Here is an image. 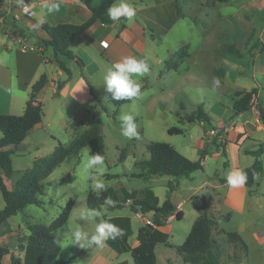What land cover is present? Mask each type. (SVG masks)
<instances>
[{"label": "rangeland", "instance_id": "rangeland-1", "mask_svg": "<svg viewBox=\"0 0 264 264\" xmlns=\"http://www.w3.org/2000/svg\"><path fill=\"white\" fill-rule=\"evenodd\" d=\"M248 1L215 0L216 4L206 11L209 13L206 17L207 23L201 21L196 26L190 19H185L170 33L161 35L158 41L160 47L146 59L148 72L143 76L134 77L141 86L139 96L122 104V107L119 106L117 113H115L117 106L104 94L103 76L109 69L106 65L91 64L94 71L90 82L99 98L96 117L103 121L104 163L102 166L85 169L84 162L87 156L93 154L92 151H88L90 147L86 146L79 155L69 156L58 166L47 178L48 184L44 193L38 194L43 204H28L10 218L9 221L16 233H10L4 239L3 245L9 248L11 254L20 252L17 250V235L29 234L27 222L49 225L72 198L74 203L67 223L53 232L61 246L58 257L62 260L72 258L70 264H118L126 258L129 264H134L130 251L115 254V250L107 241L103 247L89 246L86 241L77 244L74 236L76 231L91 235L95 232L97 223L108 221L110 217H112L108 221L110 223L120 218L113 216L131 217L134 233L129 242L136 244L137 232L143 223L142 218L135 214L130 204L114 206L120 201L111 199L110 195L108 199L113 201V204L105 203L99 208H89L87 205L89 190L100 195L102 190H97L95 183L101 181L105 184V189L107 186L116 188L123 186L130 190L144 186L145 179L132 174L140 171L135 158H148L150 154L147 144L152 141L169 143L183 155L196 160L203 152L201 153L196 146L195 139L202 136L209 125L222 132L226 124L241 122L249 114L258 115L260 119L261 114H264V6L263 9L244 6ZM225 42L236 43L244 52V57L239 58L225 53L223 50ZM257 42L260 48L249 50ZM45 54L54 58L53 48L48 46ZM82 56L77 55L91 62L87 55ZM216 81H219L218 86ZM254 87L259 91L251 107L246 110L247 112H243L244 115L234 114L233 102L237 98V93L249 91ZM199 105L203 106L209 116V122H202L204 119L192 122L186 119V115L197 111ZM125 113L133 114L137 123L138 136L132 139L121 135L120 117ZM174 126L182 128L184 132L170 133L169 129ZM260 134L264 149V132ZM58 136L63 144L70 140L69 135L58 133ZM253 148L257 149L258 146L254 145ZM31 156L26 152L12 155L13 168L16 171L13 179L18 178L30 167ZM225 156L224 154L216 160L209 153L206 157L208 167L189 176L179 178L167 174L153 176L151 183L159 199L165 200L168 196V183L178 180L180 189L177 196H183L187 200L186 216L181 219L174 218L168 226L170 231L168 244L162 242L156 244L157 264H182L183 257L177 251V246L185 241L192 228L195 205L203 201V189L199 186L205 180L217 181L216 169L222 174L221 161L225 160L228 163ZM260 159L263 170L256 175V184L250 190L247 189L240 206L227 204L222 195L223 191L221 194L214 193L205 201L208 205L213 202L224 215L231 213L230 219L225 220L222 219L224 215L221 216L216 210L215 213L211 210L217 222L213 229V237L218 239L224 249L223 260L238 253L244 255L247 264H264V150ZM213 160L221 161L212 163ZM253 160V154H246L241 149L238 162L240 165L249 166ZM86 210L95 211L94 220L81 219L80 213ZM225 232L239 233L247 245V250L245 251L239 244L230 242ZM117 245L115 248L125 249L123 244ZM10 257L7 258V262L10 261Z\"/></svg>", "mask_w": 264, "mask_h": 264}, {"label": "crops", "instance_id": "crops-1", "mask_svg": "<svg viewBox=\"0 0 264 264\" xmlns=\"http://www.w3.org/2000/svg\"><path fill=\"white\" fill-rule=\"evenodd\" d=\"M45 2L57 3L59 5L58 10L53 13H48L46 9H42V5ZM91 2L93 5H104L107 3L113 5L114 3H118L119 0H91ZM127 2L133 5L136 13L131 20L123 17L122 20L112 24L96 22L72 40L70 44L71 50L76 55L80 54L81 57H83L82 55H87L91 59V62L82 58L84 65L80 66L77 63L78 57L70 59L64 55L59 56L72 70V75L69 77L68 74L53 61L52 56L45 54L48 47L40 44L38 42V37L49 39L48 33L42 27L43 23L52 25L63 22L81 23L90 17L91 11L89 8L79 0H25V4H27L31 10V13H25L23 5L18 4L17 0L0 1V113L13 115L23 114L26 102L32 92V85L43 73L47 75L45 86L37 94V100L42 103V119L29 130L25 139L15 147V152L13 153L22 154L26 152L32 155L31 161L29 162L30 167L33 166L36 158L50 155L59 143H63L58 133L69 135L68 137L70 140L67 142V144H69L78 134L88 129L93 121L97 119L96 116L98 115L96 111L99 106V101H97V99L99 98H97L93 85L90 82L92 81L91 78L94 71L91 65L92 63L98 66L106 65L107 68L110 69L114 63L120 61L125 56H136L146 61L149 54H152V52L154 53L156 49L160 47L158 41L161 35L170 33L176 25H179L180 22L185 19H190V22L195 23L196 26H198L201 21L207 23L206 17L209 13H206V11L216 4L215 0H127ZM177 5L181 7L184 16L181 17L177 14ZM244 6L263 9L264 0H249L244 3ZM6 18L9 20L13 19L15 27L20 29L25 36L13 30L6 23ZM104 39L109 41L107 47L101 44ZM24 43L27 45L26 47H24ZM60 81H64L61 88L58 87ZM104 94L107 95L106 89ZM243 112L238 115H244ZM202 122L206 123L209 121L204 120ZM213 127L214 126L209 125L208 129ZM229 128L237 131L239 136L236 143H228L225 145L226 158H224L228 160V167L224 168L225 160H219L221 161L222 174H220V171L218 172L219 169H216L215 174L218 173L217 181L205 180L199 186V188L203 189L202 200L204 202L201 201V203L195 205L192 223H194L199 215L201 208H206L211 216V210L214 213V210H216L221 216L224 215L219 212L217 206L213 202H210L209 205L205 202L208 201L214 193L221 194V191H223L224 193L222 195H224L227 204L240 206L247 189L250 190L253 187H248L245 184L243 186L232 187L227 183L226 174L229 171L243 170L244 167H247L238 163L239 152L242 149L244 153L248 154L247 151L256 150L253 148L254 145L258 146V148L262 145L260 133L264 132V124L259 119L258 115L249 114L245 116L241 122L235 121L230 125L226 124L222 132L220 129L219 130L221 134L224 135L225 131ZM2 135L0 130V139ZM247 143L248 145H245ZM12 147L13 146L10 145L6 148ZM208 152L214 153V149L208 147ZM222 156H224V154H222ZM139 160L141 159L135 158V163ZM219 161L213 160L212 163H218ZM13 164L14 160L12 158V165ZM207 167L208 164L205 158L203 161V169L201 170H205ZM153 176L154 175L143 176L142 178L145 179L146 184L141 188H132L129 190L123 186L118 188L107 186L105 190H102L100 195L93 190H89V192L93 191L98 197L104 195L105 200L108 199V195H110L111 199H118L120 202H117L114 206H121L122 203L123 205H129L127 201L134 200V198H150L151 193L158 198V203L162 204L164 200L162 201L159 199L151 183ZM16 179L17 178H12L11 180L14 182ZM179 189L178 184L170 195V199L174 205L173 211L170 214L173 216L172 220L176 218V213L178 211L183 213L182 218H184L187 213L185 206L187 200L183 198V196H177ZM188 198H191V196H188ZM5 205L6 202L1 191L0 210L3 209ZM133 211L142 218L141 220H143V223L141 226L147 224L145 223L146 220H152L153 211ZM11 217L0 224V246H3L4 239H6L10 233H16L9 221ZM113 217H120V220L130 223L133 232L129 236L127 243L130 247L135 246L138 241L136 244L129 242L130 237L134 233L131 217ZM109 219L108 221H110ZM112 222H114V220ZM170 222L171 220L167 222L166 225L157 227L166 232L168 238L170 236V231L168 230ZM221 230L223 231V229ZM28 235L29 234L24 235L18 233L17 241L19 237L26 239ZM25 241L26 240H24V243ZM218 243L220 242L218 241ZM18 249L17 247V250ZM113 249L115 250V254L127 252L121 248L117 249L113 247ZM224 254L225 252L223 249V255ZM12 255H23V252H14L13 254L9 252L3 257V261L7 262V258L10 256L12 257ZM223 255L222 261L225 264H247L244 255L236 253L227 256L225 260H223ZM124 260L129 264L127 258ZM124 260L119 261V263Z\"/></svg>", "mask_w": 264, "mask_h": 264}, {"label": "trees", "instance_id": "trees-1", "mask_svg": "<svg viewBox=\"0 0 264 264\" xmlns=\"http://www.w3.org/2000/svg\"><path fill=\"white\" fill-rule=\"evenodd\" d=\"M83 2L91 11L90 17L81 23H43V29L48 33L49 39L38 37V42L44 46H50L54 51L53 61L64 70L69 77L72 75V70L59 57L64 55L70 59L77 57L71 50L70 44L72 40L86 29L90 28L96 22L103 24L114 23L107 15V9L111 6L110 3L104 5H93L91 0H79ZM177 14L184 16L181 7L177 5ZM123 17L120 18L122 20ZM119 20V21H120ZM6 23L13 29L25 36L24 33L15 27L13 19H5ZM260 48L259 42L254 43L249 50ZM225 53L242 58L244 52L234 42H226L223 45ZM77 63L80 66L84 65L82 58H77ZM47 75L43 73L40 78L32 85V92L26 102L23 114L13 115L0 113V130L2 137L0 139V189L2 191L6 205L0 210V224L7 218L20 212L28 204L42 205L43 201L38 198V194L45 191L48 184L47 178L50 174L69 156L79 155L81 150L89 146L93 154L99 153L101 156L105 154V139L102 132L103 121L95 119L92 125L78 134L69 144L60 143L55 150L47 156L36 158L32 167L24 170L21 175L12 182V177L15 170L12 165V154L17 147L27 136L32 129L42 119L43 109L42 103L37 100L38 92L45 86ZM64 81L58 83L61 88ZM258 88L254 87L249 91H239L237 98L233 102L234 114H239L248 110L254 102V98L258 94ZM108 98L117 106L115 113L118 112L119 106L130 102L131 99L114 100L111 94L107 92ZM189 121L204 119L209 121V116L205 112L202 105H199L197 111H193L186 115ZM264 124V114L260 117ZM170 133L181 134L184 132L182 128L174 126L169 129ZM12 148H6L7 146ZM147 150L150 154L149 158L141 159L136 162L141 171L133 173L132 176L143 177L148 175H172L176 178L189 176L191 173L203 169V157L208 152L206 148L202 155L192 160L179 152L174 146L161 141H152L147 144ZM255 156L254 162L243 171L247 173L246 186L252 187L255 184V176L263 169V164L260 156L263 153L261 145L256 150L247 151ZM224 154L226 152L224 150ZM228 163L224 162V167ZM177 180V179H176ZM178 186L176 182L168 183V196L162 204L158 203V198L150 195V198L135 199L130 204L133 210H141L142 212L153 211L152 221L156 226L146 224L138 229V243L130 247L127 240L132 234V228L128 221L115 220L113 224L119 226L123 230V235L115 239L109 238L108 244L117 247V244H123L126 251L130 250L134 264H157L156 244L162 242L168 244V234L157 227L164 226L167 223L168 216L172 213L174 205L170 199L171 193ZM73 199L67 202L61 213L49 224L43 223H27L29 235L26 239L18 238V248L23 255H12L10 262H4L3 257L10 251L6 246H0V264H70L72 258L68 260L60 259L59 253L61 250L60 243L54 237L53 232L63 227L70 216ZM105 203V196H97L93 191L87 195V205L89 208H99ZM183 213L178 211L176 217L182 218ZM231 213H227L222 219H228ZM217 222L210 215L206 208H201L199 215L195 219L192 228L185 241L177 246V251L183 257L182 264H225L222 261L223 249L217 239L213 237V229ZM227 239L230 242L239 244L245 251L247 245L242 236L237 232H225ZM24 240L25 243H24ZM118 264H127V261H122Z\"/></svg>", "mask_w": 264, "mask_h": 264}, {"label": "clouds", "instance_id": "clouds-1", "mask_svg": "<svg viewBox=\"0 0 264 264\" xmlns=\"http://www.w3.org/2000/svg\"><path fill=\"white\" fill-rule=\"evenodd\" d=\"M18 4L23 5L24 12L29 13V7L25 4V0H17ZM59 5L55 2H45L42 5V9H46L48 13L57 11ZM135 9L133 5L127 0H119L118 3H114L107 9V15L113 22L119 21L121 17H125L131 20L135 16ZM107 45H105L106 47ZM149 70L148 63L136 56H125L120 61L114 63L111 68L104 74L103 83L105 89L111 94V98L114 100L131 99L138 97L140 94V84L136 76H143ZM218 86L219 81L215 82ZM121 121V135L126 138L132 139L138 136L137 123L133 114L125 113L120 117ZM91 152V149H88ZM104 157L99 153L91 154L87 156L84 162L85 169H92L96 166H102L104 163ZM227 183L232 187L243 186L247 181V173L243 170L229 171L226 174ZM105 184L101 182L95 183L97 190H105ZM106 204H113L110 199L105 200ZM82 220H94L96 213L94 210H86L80 213ZM123 235V230L108 221H101L96 224L95 232L91 235L87 232L76 231L74 233L75 240L79 245L81 241H86L89 246L97 245L103 247L105 242L111 238L115 239L118 236ZM82 247V245H81Z\"/></svg>", "mask_w": 264, "mask_h": 264}, {"label": "built area", "instance_id": "built-area-1", "mask_svg": "<svg viewBox=\"0 0 264 264\" xmlns=\"http://www.w3.org/2000/svg\"><path fill=\"white\" fill-rule=\"evenodd\" d=\"M1 1V0H0ZM27 5V4H26ZM29 7V6H28ZM24 8V6H23ZM30 10V8H29ZM31 13V10L29 11ZM104 47L105 45H109V41L104 39L101 43ZM27 45L24 43V47ZM106 46V47H107ZM238 132L234 131L233 129L229 128L225 131L224 135L219 133V130L216 128H209L207 129L202 136L197 137L196 140V146L203 152L206 148L211 147L214 149V153H210V156L216 160L220 159L222 154H224L225 145L228 143H236L238 140ZM209 156V152L205 153L203 160ZM133 200H128L127 203L131 204ZM173 216L169 215L167 218V222L172 220ZM147 224L156 226L155 223L148 219Z\"/></svg>", "mask_w": 264, "mask_h": 264}]
</instances>
